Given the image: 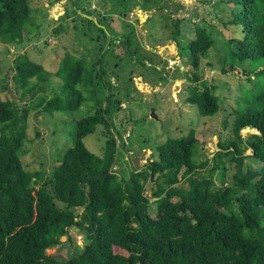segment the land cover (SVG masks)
Returning a JSON list of instances; mask_svg holds the SVG:
<instances>
[{"label":"trees","instance_id":"16d2710c","mask_svg":"<svg viewBox=\"0 0 264 264\" xmlns=\"http://www.w3.org/2000/svg\"><path fill=\"white\" fill-rule=\"evenodd\" d=\"M131 1L135 0H120L126 6ZM166 1L138 0L137 4L145 10H161V2ZM224 3L233 8L229 24L241 34L226 44L230 69L236 63L246 65L251 85L238 101L239 105L244 102L243 108L234 109L236 139L220 143L214 156L211 173L219 170L220 187H215L213 174L207 177L202 172L207 163L195 161L202 141L194 130L166 140L157 148V159H150L146 168L119 178L116 140L107 141L102 156L84 143L97 125L107 124L108 105L77 122L73 147L48 174L30 173L21 160L24 133L7 136L6 126L26 121L29 109L21 112L14 102L0 98V264H264V67L256 73L249 69V62L264 59V0ZM29 7V0H0L1 40L18 38ZM180 24L175 23L173 33L177 47ZM129 30L126 40L114 43L104 55L120 59L131 54L135 33ZM195 30V38L187 45L190 62L198 69L214 41L205 28L197 25ZM104 55L98 65L104 63ZM64 60L59 70L68 73L64 93L50 100L42 98L37 109L78 110L86 101L77 89L83 65L70 56ZM24 61H17L15 78L26 88L30 78L40 79L45 71ZM100 70L105 72L103 67ZM213 91L210 86L203 91L195 87L188 98L203 117L219 111ZM31 92V96L38 94L36 89ZM107 99L112 100L111 93ZM250 130L256 133L243 136L242 132ZM250 149L251 156H246ZM223 158L234 165L228 181L225 173L232 165L225 166ZM249 158L259 160L261 166L252 169ZM148 183L153 185L151 197L146 192ZM152 203L158 208L156 218L149 212ZM71 227L86 234L84 250L68 261L49 256L47 250L59 246Z\"/></svg>","mask_w":264,"mask_h":264},{"label":"rangeland","instance_id":"374dc122","mask_svg":"<svg viewBox=\"0 0 264 264\" xmlns=\"http://www.w3.org/2000/svg\"><path fill=\"white\" fill-rule=\"evenodd\" d=\"M29 3V13L18 30V38L0 39V98L14 102L21 112L29 109L26 121L6 125L7 136L24 133L21 160L26 171L48 174L73 147L77 122L92 115L98 107L105 109L108 105L104 114L107 124L97 125L84 143L91 152L102 156L107 141L115 139L118 147L115 169L119 178L128 176L131 170L146 168L150 159H157V148L166 140L194 130L202 141L201 154L195 161L207 163L202 172L207 177L213 174L215 187H220L219 170L211 173L216 164L214 156L220 151V143L236 139L234 109L243 108L244 102L241 100L239 105L238 101L244 99L247 86L251 85L246 65L236 63L230 69L231 52L226 44L241 36L229 24L231 5L224 0H168L161 2V10H145L137 4L138 0L127 6L120 0H29ZM177 21L181 23L179 47L173 39ZM197 25L212 35L214 46L201 58L199 68L194 69L187 44L195 38ZM131 28L135 33L131 54L120 59L104 55L112 44L120 45L126 40ZM234 47L237 49L236 43ZM101 54L105 56L104 65L96 63ZM66 56L84 67L83 80L77 89L86 101L78 110L37 109L36 104L42 98L50 100L55 94L64 93L68 73L59 70ZM20 58L42 66L45 71L40 79L30 78L26 88L15 78ZM263 67L264 59L249 62L253 73ZM206 86L218 97L219 111L210 117L201 116L197 107L188 102L195 87L203 91ZM33 89L38 91L35 96H31ZM110 93L112 100L107 99ZM112 101L117 103L116 107ZM251 133L256 131L242 132L243 136ZM251 153L250 149L245 155ZM222 162L225 166L232 165V170L225 173L228 181L235 172L234 165L227 158ZM248 164L256 169L262 162L249 158ZM152 186L151 183L146 186L148 197ZM154 201L152 198L151 202ZM154 203L149 212L156 218L158 208ZM85 245L84 231L71 227L68 235L61 238V244L48 249L47 254L68 261L79 255Z\"/></svg>","mask_w":264,"mask_h":264},{"label":"crops","instance_id":"0c3cea01","mask_svg":"<svg viewBox=\"0 0 264 264\" xmlns=\"http://www.w3.org/2000/svg\"><path fill=\"white\" fill-rule=\"evenodd\" d=\"M138 7H140V6H138ZM141 12V11H140Z\"/></svg>","mask_w":264,"mask_h":264},{"label":"flooded vegetation","instance_id":"af4514ba","mask_svg":"<svg viewBox=\"0 0 264 264\" xmlns=\"http://www.w3.org/2000/svg\"><path fill=\"white\" fill-rule=\"evenodd\" d=\"M125 41V40H124ZM123 42V41H122ZM113 45V44H112Z\"/></svg>","mask_w":264,"mask_h":264}]
</instances>
